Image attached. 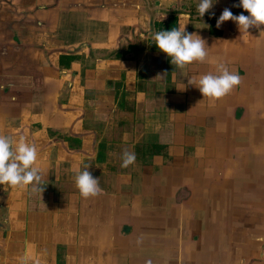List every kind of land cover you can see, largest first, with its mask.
<instances>
[{"label": "crops", "instance_id": "1", "mask_svg": "<svg viewBox=\"0 0 264 264\" xmlns=\"http://www.w3.org/2000/svg\"><path fill=\"white\" fill-rule=\"evenodd\" d=\"M113 1L0 0V135L36 145L34 167L44 187L41 194L31 186L0 185V264H264V158L239 160L257 167L240 168L237 179L224 158L206 159L209 173L192 155L188 170L181 160L166 169L159 151L139 161L141 150L161 145L147 142L159 116L145 113L141 122L140 114L116 108L111 84L123 63L115 58L117 36L109 45L96 25L101 4ZM156 59L158 67L162 58ZM124 114L129 117L121 121ZM125 150L136 159L122 168ZM217 166L226 172L219 184ZM85 169L99 179L100 195L84 198L76 188L75 177ZM247 180L257 183L248 191ZM243 188L251 201L238 197ZM184 196L191 198L188 206ZM154 198L171 200L173 224L164 220L170 214L161 223L129 216V205L142 199L148 212ZM124 214L126 232L118 226L116 233ZM172 225L178 227L169 232ZM181 225L199 238H183ZM112 231L116 238L108 236Z\"/></svg>", "mask_w": 264, "mask_h": 264}, {"label": "rangeland", "instance_id": "2", "mask_svg": "<svg viewBox=\"0 0 264 264\" xmlns=\"http://www.w3.org/2000/svg\"><path fill=\"white\" fill-rule=\"evenodd\" d=\"M117 2L113 5H99L101 12L96 14L101 15L100 21L97 24L95 22L96 25L103 27L102 41L105 40L104 42H109L111 45L113 36H117L118 50L115 58L123 63L119 65L117 81L111 84L112 91L116 95V108L126 114H140L137 120L141 122L147 120V117H144L145 113L152 112L159 116L160 127L151 128L154 134H149L147 142H150L151 146H157V143L161 145L155 147L154 152L149 149L144 152L141 150L139 161L143 153L155 158L154 153L159 151L162 153L161 165L166 166V169L174 168L173 161L181 160L183 168L188 170L192 155V158H196L197 168L209 173V166L205 164L206 159L224 158L232 163L228 169L231 175L234 174L233 179H237L240 175V168L246 172L255 169L257 166H239L238 163L239 160H246L247 163L254 157L264 158V25L259 28L252 27L248 33H245L240 32L238 25L230 20L217 28V20L225 8L230 9L237 16L241 13L248 15L238 6L239 0H212V8L203 17H200L197 11L199 0H117ZM91 12L94 10L92 9ZM91 12L88 11V16ZM87 23L91 26L93 22L89 20ZM184 26L187 33L197 34L206 41L208 56L204 62L196 61L184 68H178L171 64L166 54L157 49L153 33L160 30L168 31L174 27L183 29ZM78 36L84 37V33H78ZM152 53L159 54L156 56ZM157 57L162 58L158 67L153 63ZM221 63L230 72L237 73L241 77L240 84L229 94L214 100L203 97L196 83L189 85V80L198 81L204 74H217V66ZM138 67L140 70H137ZM162 73H167L164 84L156 78ZM128 117L129 115L124 114L121 121ZM185 163L187 166L184 165ZM155 166L154 170L157 171V165ZM222 168L224 167H214V179L218 180L217 183H220L222 173H226L225 169L223 172L220 171ZM255 184L257 183L247 180V191L253 189ZM242 190L243 194L238 197L251 201V194L246 193L244 188ZM219 193L221 192L218 191L216 195ZM190 200V197L184 196L181 202L188 206L191 204ZM129 201L132 202L131 199ZM140 202L136 207L129 205L131 218L161 223L165 215L170 214V217L167 216L164 220L173 224L174 215L171 211L173 203L169 198L165 199V203L154 198L153 202L150 201L153 204L150 207L152 210L149 211V205H146L148 212L143 211L145 207L142 205V199ZM118 203L123 205L124 197L119 198ZM240 211L241 209L235 210L234 214H239ZM161 214L163 218H158ZM116 215L119 216L120 213ZM126 216L121 215L122 218L119 217L116 222V233L118 226L125 228L121 225H124L122 221ZM145 216H148L147 219ZM260 216L261 220H264V214ZM245 218L247 220L249 217ZM174 227L178 225L169 226V232L173 231ZM123 228L120 230L121 233L126 232ZM182 228V237L187 239L189 233L193 235L196 231L190 230L188 225ZM197 231L199 233V230ZM116 233L112 231L108 236L116 238ZM137 233L139 234V231ZM140 233H143L142 236L147 234L145 230ZM142 236L138 235V237ZM193 236L196 240L200 235Z\"/></svg>", "mask_w": 264, "mask_h": 264}, {"label": "clouds", "instance_id": "3", "mask_svg": "<svg viewBox=\"0 0 264 264\" xmlns=\"http://www.w3.org/2000/svg\"><path fill=\"white\" fill-rule=\"evenodd\" d=\"M213 6L212 0H199L197 11L203 17ZM239 7L244 12L234 15L225 8L219 16L216 27L219 28L226 21H233L238 25L239 31L248 33L252 27L259 28L264 25V0H239ZM186 26V25H185ZM179 27L171 30H160L153 33L157 49L166 54L172 65L184 68L193 62H204L208 56L206 41L199 35L187 33ZM167 73L159 74L162 82H166ZM241 82L239 74L230 72L223 64L217 66V74H204L198 81L189 80V85L196 83L203 97L218 100L229 94ZM200 103V102H199ZM38 159L36 145L27 142L20 136L18 139L0 135V185L24 188L31 186L34 193H43L41 186L43 180L39 170L34 167ZM135 154L125 150L121 156V167L127 168L135 162ZM75 186L84 198L95 197L102 193L99 179L93 178L88 169L79 172L75 177Z\"/></svg>", "mask_w": 264, "mask_h": 264}, {"label": "trees", "instance_id": "4", "mask_svg": "<svg viewBox=\"0 0 264 264\" xmlns=\"http://www.w3.org/2000/svg\"><path fill=\"white\" fill-rule=\"evenodd\" d=\"M216 34H219V32H215Z\"/></svg>", "mask_w": 264, "mask_h": 264}]
</instances>
